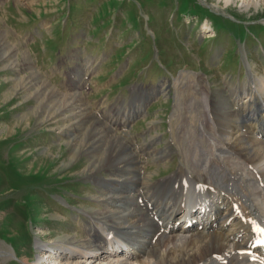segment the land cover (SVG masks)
Returning a JSON list of instances; mask_svg holds the SVG:
<instances>
[{
    "label": "rangeland",
    "instance_id": "rangeland-1",
    "mask_svg": "<svg viewBox=\"0 0 264 264\" xmlns=\"http://www.w3.org/2000/svg\"><path fill=\"white\" fill-rule=\"evenodd\" d=\"M206 24L215 31L207 32ZM39 28L50 33L44 43L55 38V53H41L37 67L28 54L40 53L41 44L29 43ZM0 42V54L14 51L10 59L19 60L14 67L0 60V264H28L44 255L39 243L50 248L67 237L86 240L88 213L103 207L95 177L108 175V168L94 175L86 170L88 156L73 153L75 137L90 126L121 135L129 147L142 146L153 181L183 173L172 134L186 103L199 94L195 89L218 100L232 86L248 88L252 75L264 77V1L245 8L242 0H0ZM129 55L134 58L126 64ZM89 59L96 65L73 87L68 76ZM51 66L57 73L44 78ZM121 67L119 89L150 81L147 89L160 86L143 111L117 125L95 116L120 113L116 108L132 97L115 101L117 88L108 84ZM49 100L80 103L84 113L71 110L70 125L56 121L57 106H42ZM191 122L198 125L196 115ZM148 146L163 153L149 156Z\"/></svg>",
    "mask_w": 264,
    "mask_h": 264
},
{
    "label": "bare ground",
    "instance_id": "bare-ground-1",
    "mask_svg": "<svg viewBox=\"0 0 264 264\" xmlns=\"http://www.w3.org/2000/svg\"><path fill=\"white\" fill-rule=\"evenodd\" d=\"M217 1L228 5L234 0ZM259 1L242 0V5ZM205 27L209 32L210 25ZM14 54H0V60ZM13 57L7 66H15L18 59ZM251 78L248 88L232 86L218 100L195 89L199 94L186 103L179 133L172 134L184 161L181 175L153 181L141 160L142 146L129 147L115 132L90 126L75 137L73 153L88 156L86 170L96 175L108 168L107 177H95L101 186L95 196L103 207L88 213L86 240L67 237L50 248L39 243L44 255L28 264H264V77ZM74 104L49 100L42 106H57L61 112L54 115L59 116L56 121L69 120L70 125L75 117L71 110L84 113L80 103ZM214 104L224 105L215 107L217 116ZM129 114L108 120L122 124ZM155 138L152 134L150 142ZM146 148L149 156L163 153Z\"/></svg>",
    "mask_w": 264,
    "mask_h": 264
}]
</instances>
